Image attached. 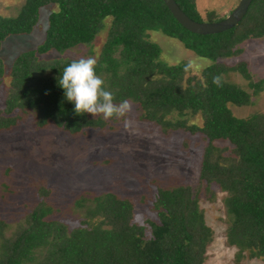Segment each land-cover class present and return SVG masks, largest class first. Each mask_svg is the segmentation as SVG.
Returning <instances> with one entry per match:
<instances>
[{"label":"trees","instance_id":"trees-1","mask_svg":"<svg viewBox=\"0 0 264 264\" xmlns=\"http://www.w3.org/2000/svg\"><path fill=\"white\" fill-rule=\"evenodd\" d=\"M24 1L17 17L0 16V52L11 37L35 32L43 8L58 5L59 11L50 16L46 42L14 63L6 105L0 110V135L21 129L32 118L38 132L55 128L71 139L117 129L119 118L77 115L65 99L58 77L73 60L41 59L93 45L112 19L96 71L115 102L138 106L140 120L166 135L185 130L204 135L209 145L198 186L173 178L153 182L159 221H149L150 228L136 223L137 203L130 196L109 192L85 193L76 201L82 216L72 230L58 218L52 191L42 187L38 202L16 227L0 219V264H207L214 231L201 201L203 196L214 201L216 186L227 194V242L236 250V264L264 262V113L242 119L231 109L253 105L254 96L264 93V79L253 81L247 63L221 62L242 56L248 41L264 39V0H255L234 29L209 36L184 28L163 0ZM176 1L199 23L229 17L219 18L214 11L204 15L201 0ZM152 32L180 41L212 65L201 78L187 77L191 66L164 62L163 49L150 40ZM5 74L0 58V87ZM234 74L250 81L253 94L232 82ZM217 76L219 84L213 82ZM198 117L203 126L194 122ZM11 173L9 168L7 175Z\"/></svg>","mask_w":264,"mask_h":264},{"label":"rangeland","instance_id":"rangeland-1","mask_svg":"<svg viewBox=\"0 0 264 264\" xmlns=\"http://www.w3.org/2000/svg\"><path fill=\"white\" fill-rule=\"evenodd\" d=\"M241 0H201V12H216L219 18L230 16ZM25 5L24 0H0V16L17 17ZM59 11L58 5L41 10L40 23L29 36L11 37L4 44L0 58L6 74L0 87V110L6 105L11 73L17 58L36 50L47 39L50 16ZM112 19L93 45H81L67 52H52L42 60H78L93 57L98 62L109 39ZM150 40L163 49L162 60L171 66L188 63L191 72L187 77H202L212 65L178 40L161 32L150 33ZM226 66L247 63L255 82L264 79V39L250 40L244 45L242 56L221 61ZM233 83L252 93L250 81L241 74L231 76ZM126 117L115 123L117 129L108 134L91 131L85 138L71 139L55 128L38 132L34 118L13 133L0 135V219L16 227L24 220L40 198V189L52 191L50 201L59 210L58 218L72 230L80 225L76 201L85 193L97 195L116 192L130 196L137 203L136 223L148 225L159 221L155 211L158 194L153 182L173 178L178 184L198 186L202 162L209 142L204 135H192L185 130L164 134L158 126L140 120L138 106L130 104ZM234 115L246 119L264 113V93L254 96L248 107L232 106ZM127 122V123H126ZM194 122L203 126V119ZM114 124V123H113ZM221 146H226L220 144ZM109 160L112 163H107ZM12 173L7 175L8 169ZM215 199L203 196L202 209L208 225L214 231V242L209 248L207 264H236V250L227 242V194L214 187ZM129 194V195H128ZM150 233V232H148ZM242 264H264L246 260Z\"/></svg>","mask_w":264,"mask_h":264},{"label":"clouds","instance_id":"clouds-1","mask_svg":"<svg viewBox=\"0 0 264 264\" xmlns=\"http://www.w3.org/2000/svg\"><path fill=\"white\" fill-rule=\"evenodd\" d=\"M96 65V59L88 57L73 60L64 67L58 85L64 90L65 99L74 104L77 115L102 114L105 119L126 117L131 107L129 102H115L114 94L97 74ZM213 82L219 84L220 77H214Z\"/></svg>","mask_w":264,"mask_h":264},{"label":"water","instance_id":"water-1","mask_svg":"<svg viewBox=\"0 0 264 264\" xmlns=\"http://www.w3.org/2000/svg\"><path fill=\"white\" fill-rule=\"evenodd\" d=\"M176 20L188 31L201 36L217 35L237 27L248 15L255 0H241L238 7L225 20L217 23H199L190 18L176 0H163Z\"/></svg>","mask_w":264,"mask_h":264}]
</instances>
